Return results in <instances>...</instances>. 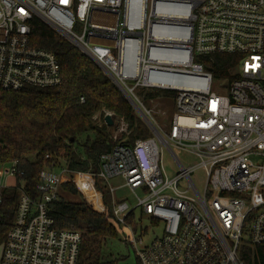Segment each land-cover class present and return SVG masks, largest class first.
<instances>
[{
  "label": "built area",
  "instance_id": "built-area-1",
  "mask_svg": "<svg viewBox=\"0 0 264 264\" xmlns=\"http://www.w3.org/2000/svg\"><path fill=\"white\" fill-rule=\"evenodd\" d=\"M36 18L152 120V136L115 145L98 174L111 194V221L131 230L127 221L139 210L163 226L141 247L143 233L132 231L139 263L241 264V246L264 247V0H0V92L62 83L57 56L32 45ZM215 55L237 58L230 82L216 81L198 61ZM143 90L175 95L167 132L145 109ZM120 127L116 140L128 132ZM68 173L51 164L40 175L39 199L21 194L0 264H80L82 236L55 228L49 213ZM123 189L134 204L118 196Z\"/></svg>",
  "mask_w": 264,
  "mask_h": 264
},
{
  "label": "trees",
  "instance_id": "trees-1",
  "mask_svg": "<svg viewBox=\"0 0 264 264\" xmlns=\"http://www.w3.org/2000/svg\"><path fill=\"white\" fill-rule=\"evenodd\" d=\"M31 42L57 56L62 83L49 88L0 92V167L17 163L18 170L16 186L0 187V246L13 227L21 194L37 201L40 175L54 164L57 169H66V176L71 178L63 181L58 200L49 205V213L55 228L82 236L80 264H126L105 253L116 229L111 221V194L98 178L100 158L119 143L132 145L152 133L111 78L38 18L32 22ZM198 61L216 81L233 79L236 57L215 55L199 57ZM139 95L145 103L159 98L175 101V95L169 91L143 90ZM107 115L114 118L116 126L125 123L128 134L123 133L116 140L117 128L107 126ZM73 173L92 175L97 190L103 193L106 212L93 209L88 198L81 196ZM76 197L81 200L75 201ZM239 260L241 264H264V247L241 246ZM135 264H140L138 259Z\"/></svg>",
  "mask_w": 264,
  "mask_h": 264
},
{
  "label": "rangeland",
  "instance_id": "rangeland-1",
  "mask_svg": "<svg viewBox=\"0 0 264 264\" xmlns=\"http://www.w3.org/2000/svg\"><path fill=\"white\" fill-rule=\"evenodd\" d=\"M109 22L110 24H113L112 19H110ZM219 83L221 84V82ZM219 86L220 85L217 84L216 91H220ZM119 89L122 91V93L125 95L126 98L129 97L121 88ZM143 105L146 110L151 112L153 120L159 125V127L162 128L163 131L167 132V130L169 129V125L171 123L172 116H173L175 101L171 99H167V98L160 100L159 98L157 100H151L148 103L143 102ZM135 111L140 116L138 109H135ZM148 118L150 121H152L149 116ZM145 123L148 124L146 121ZM121 129L122 128L120 127L119 130L117 131L118 134L121 132ZM124 133L128 134V132L126 131H124ZM183 161L186 163H195V160L190 157H184ZM165 163H166L167 172L169 173L170 176H173L175 172L177 171V168L175 167L173 163V159L169 155L165 156ZM11 168H12V165H5L0 168V172H1L0 187L1 188H11V187L16 186L17 179L15 176L11 174ZM202 172L203 171L200 170L196 173V177L198 181L204 180V176ZM70 178L64 175L63 181H70ZM73 178L74 180L76 179L75 182H77L76 185L82 197L86 198L89 192L93 194H97V193H94V190L97 191V187L95 185L96 181L92 178V175H88L87 177L75 175L73 176ZM112 184L117 186L120 184V181L115 180L113 181ZM139 194L140 196H142L141 193ZM118 196L122 200H126L129 203L134 204L133 195L129 193L128 190L123 189L119 191ZM97 199L99 201H97L93 205L91 204L90 205L93 209L101 213H104V209L106 206V204L104 203V199L103 201H100L101 198L99 194H98ZM74 200L80 201L81 198L76 197ZM112 225L116 229V236L113 239H111L106 245L105 253L108 254L112 258L121 259L126 264L137 263L136 253H135L134 248L131 245L132 239H133L132 231H135L137 233H141V232L143 233L142 245L139 244L138 247L150 245L154 240H156L157 238H160L163 234L162 224L154 223L150 217L143 215L141 211L139 210L135 211L133 215V219L131 221H127V225L131 228V230L128 227L120 225L113 220H112ZM2 254H3V245L0 246V263H1Z\"/></svg>",
  "mask_w": 264,
  "mask_h": 264
},
{
  "label": "water",
  "instance_id": "water-1",
  "mask_svg": "<svg viewBox=\"0 0 264 264\" xmlns=\"http://www.w3.org/2000/svg\"><path fill=\"white\" fill-rule=\"evenodd\" d=\"M127 99L131 103V105L133 106L134 109H138L140 116L148 123V125L151 126V122L147 119V117L144 115L143 111L140 110V108L136 105V103H134L130 97H128ZM105 122H106L108 127H115V129L117 128L115 120L112 116H107L105 119Z\"/></svg>",
  "mask_w": 264,
  "mask_h": 264
},
{
  "label": "bare ground",
  "instance_id": "bare-ground-1",
  "mask_svg": "<svg viewBox=\"0 0 264 264\" xmlns=\"http://www.w3.org/2000/svg\"><path fill=\"white\" fill-rule=\"evenodd\" d=\"M95 193V192H94ZM87 198H88V200L92 203V204H94V203H96L97 201H99L97 198H98V193L97 194H93V193H88L87 194V196H86ZM101 201V200H100Z\"/></svg>",
  "mask_w": 264,
  "mask_h": 264
}]
</instances>
